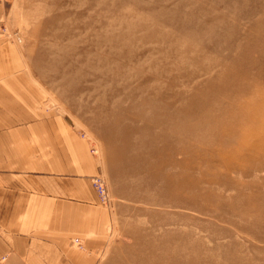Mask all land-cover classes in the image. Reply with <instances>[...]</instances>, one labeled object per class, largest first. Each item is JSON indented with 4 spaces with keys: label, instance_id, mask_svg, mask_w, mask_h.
I'll use <instances>...</instances> for the list:
<instances>
[{
    "label": "rangeland",
    "instance_id": "rangeland-1",
    "mask_svg": "<svg viewBox=\"0 0 264 264\" xmlns=\"http://www.w3.org/2000/svg\"><path fill=\"white\" fill-rule=\"evenodd\" d=\"M263 27L264 0H0V39L16 48L48 110L67 114L85 137L106 182L110 220L99 264H142L139 256L157 264L156 245L174 236L190 256L208 253L206 264H264V168L232 171L226 191L207 183L224 192V203L184 195L174 205L150 172L136 169L134 151L120 160L112 154L118 143L133 149L135 136L121 143L118 132L141 126V110L149 117L155 108L187 110L194 98L221 91L210 89L212 81L237 79ZM248 54L249 73L261 83L242 104L264 90V47ZM174 248L167 251L178 254Z\"/></svg>",
    "mask_w": 264,
    "mask_h": 264
},
{
    "label": "crops",
    "instance_id": "crops-1",
    "mask_svg": "<svg viewBox=\"0 0 264 264\" xmlns=\"http://www.w3.org/2000/svg\"><path fill=\"white\" fill-rule=\"evenodd\" d=\"M44 98L1 40L0 264H99L110 209L92 185L97 159Z\"/></svg>",
    "mask_w": 264,
    "mask_h": 264
},
{
    "label": "bare ground",
    "instance_id": "bare-ground-1",
    "mask_svg": "<svg viewBox=\"0 0 264 264\" xmlns=\"http://www.w3.org/2000/svg\"><path fill=\"white\" fill-rule=\"evenodd\" d=\"M256 37L255 43L251 41L252 44H249L244 52L239 73L235 74L237 79L228 81L225 78L220 82L210 83V89L221 91L205 99L194 98L187 110H173L162 115L157 112L158 108H155L151 117L141 110L142 112L136 115L138 120L144 122L141 126L127 127L118 132L121 143L128 141L132 136H135L136 142L132 150H126L123 144L118 143L112 150L113 156L120 160L124 159L127 151H134V159L137 160L136 169L147 170L153 180L162 184L166 191L162 197L166 203L175 205L178 203L175 199H181L184 195H188V198L182 200L207 199L224 203L225 195L222 194L224 192L220 190V193L217 187L206 185L207 183L219 184L226 191L230 188L227 181L232 171L240 169L244 175H250L254 166L257 170L264 168V90L253 92V97L242 104V99L252 92L250 88L253 87V82L261 83L260 75L253 76L249 73L254 56L246 55L251 49L264 47L263 35ZM220 101H223L221 102L223 105L219 103ZM148 105L144 101L140 107ZM65 119L72 124L67 114ZM158 142L163 145L157 146ZM178 155H181L182 159H179ZM204 161L207 163L203 164ZM198 170L202 173L195 176L192 171ZM221 177L223 178L220 179ZM237 198L239 196L234 201H237ZM256 207L253 203L248 210L241 212V215L247 216ZM262 208L259 210L264 215V205ZM174 239L175 241H168L162 238L156 245L157 264H201L202 261L204 263L208 261V253L204 256L192 253L190 256V252L179 250L183 246L178 245L182 240H177L175 236ZM76 244L81 247L80 243ZM170 244H173L175 247L173 251L179 255L167 251ZM138 259L142 264H146L141 256Z\"/></svg>",
    "mask_w": 264,
    "mask_h": 264
},
{
    "label": "built area",
    "instance_id": "built-area-1",
    "mask_svg": "<svg viewBox=\"0 0 264 264\" xmlns=\"http://www.w3.org/2000/svg\"><path fill=\"white\" fill-rule=\"evenodd\" d=\"M93 185L100 198L101 204L103 206H108L110 203V196L105 180L101 176H96L93 179ZM75 242H78V240H75Z\"/></svg>",
    "mask_w": 264,
    "mask_h": 264
}]
</instances>
